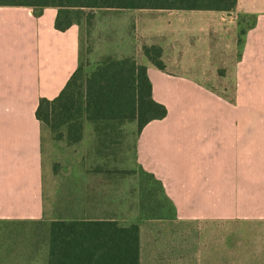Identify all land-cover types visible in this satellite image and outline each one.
Wrapping results in <instances>:
<instances>
[{"label": "crops", "instance_id": "crops-1", "mask_svg": "<svg viewBox=\"0 0 264 264\" xmlns=\"http://www.w3.org/2000/svg\"><path fill=\"white\" fill-rule=\"evenodd\" d=\"M136 10L176 16L146 31V45L163 49L165 71L144 56L143 64L167 115L143 127L135 156L172 213L135 223L140 264H230L231 225H264V0H237L228 12ZM56 16L52 7L0 6L1 223L46 221L49 212L37 109L61 93L80 60L79 26L61 32ZM239 17L254 21L240 45ZM227 79L232 96L222 93ZM91 209L50 222L121 221L95 216V202ZM256 250L261 259L238 264H264V247Z\"/></svg>", "mask_w": 264, "mask_h": 264}, {"label": "rangeland", "instance_id": "rangeland-1", "mask_svg": "<svg viewBox=\"0 0 264 264\" xmlns=\"http://www.w3.org/2000/svg\"><path fill=\"white\" fill-rule=\"evenodd\" d=\"M151 13L160 15L153 21ZM151 13L86 10L79 26L80 55L85 74H90L106 56L133 55L139 63H145L142 47L148 40H153L147 37V28L153 24L165 25L169 21L172 25L176 18L170 13ZM238 21L240 45L243 30L254 21L242 17ZM206 81L217 83L213 78ZM221 89L224 95L232 96L233 80H225ZM42 135L44 195L49 212L42 223L0 222V264H47L46 225L53 218L71 216L77 211L87 214L92 211L93 202L96 206L100 204V213L95 216H116L124 226L139 219H158L172 213L161 185L137 163V122L105 125L83 119L82 138L78 142L71 141L66 126L55 123L51 126L44 124ZM230 230V245L233 246L230 264L261 259L256 249L264 247V225L250 223L238 227L232 224Z\"/></svg>", "mask_w": 264, "mask_h": 264}, {"label": "trees", "instance_id": "trees-1", "mask_svg": "<svg viewBox=\"0 0 264 264\" xmlns=\"http://www.w3.org/2000/svg\"><path fill=\"white\" fill-rule=\"evenodd\" d=\"M236 5L237 0H0V6L55 8V28L61 32L80 26L86 10L228 12ZM142 51L152 65L165 71L161 46L145 44ZM166 115L167 108L153 99L147 66L132 55L106 56L88 75L80 55L79 66L61 93L52 100L41 98L37 109L42 125L66 126L72 142L82 138L83 119L105 125L135 121L139 134L149 122ZM46 226L47 264H140L138 224L124 226L116 220H55Z\"/></svg>", "mask_w": 264, "mask_h": 264}]
</instances>
